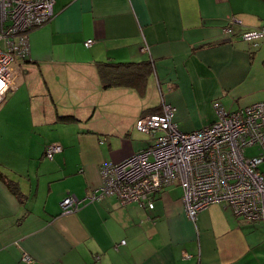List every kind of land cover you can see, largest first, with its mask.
<instances>
[{
  "label": "crops",
  "instance_id": "0c3cea01",
  "mask_svg": "<svg viewBox=\"0 0 264 264\" xmlns=\"http://www.w3.org/2000/svg\"><path fill=\"white\" fill-rule=\"evenodd\" d=\"M261 26L264 0H55L0 103V264H264V223L222 204L190 218L176 182L152 209L114 195L60 207L99 189L105 163L152 142L135 121L162 100L183 131L216 120L215 102L264 100V37H240ZM99 66L146 76L104 87ZM51 143L62 149L48 158Z\"/></svg>",
  "mask_w": 264,
  "mask_h": 264
},
{
  "label": "built area",
  "instance_id": "2783aa9c",
  "mask_svg": "<svg viewBox=\"0 0 264 264\" xmlns=\"http://www.w3.org/2000/svg\"><path fill=\"white\" fill-rule=\"evenodd\" d=\"M54 2L0 0V103L22 80L28 35L51 19ZM223 30L230 33L231 27ZM240 37L255 43L264 37V26L246 29ZM92 42L87 39L84 45ZM214 107L216 120L183 131L174 120L175 107L162 100L159 111L135 121L137 131L156 135L154 142L118 162L105 163L100 170L101 187L83 199L68 194L60 201L62 212L103 195H114L123 205L136 202L152 209L155 195L176 182L190 218L211 204H222L235 216L264 223V170L259 168L264 162V100L229 111L218 102ZM253 146L259 153L246 155L245 150ZM61 149L59 143H51L45 156L51 158ZM23 259L29 260L28 255Z\"/></svg>",
  "mask_w": 264,
  "mask_h": 264
},
{
  "label": "trees",
  "instance_id": "16d2710c",
  "mask_svg": "<svg viewBox=\"0 0 264 264\" xmlns=\"http://www.w3.org/2000/svg\"><path fill=\"white\" fill-rule=\"evenodd\" d=\"M130 63H109L110 67H115L116 71L121 67V66H128ZM100 67V73L103 79V86L104 87H109V86H116V85H138V80H142L145 78L146 74L145 72H139L133 74H126L123 72L118 71L116 75H110L107 76V73L109 70H102V66ZM127 75V77H125ZM72 116H63L62 118L64 119H71Z\"/></svg>",
  "mask_w": 264,
  "mask_h": 264
},
{
  "label": "rangeland",
  "instance_id": "374dc122",
  "mask_svg": "<svg viewBox=\"0 0 264 264\" xmlns=\"http://www.w3.org/2000/svg\"><path fill=\"white\" fill-rule=\"evenodd\" d=\"M155 139H156V135L152 136V142L151 143H153ZM258 153H259V150L257 149L256 146L249 147L245 150V154L248 156L257 155ZM259 168L261 170H264V162L259 165Z\"/></svg>",
  "mask_w": 264,
  "mask_h": 264
}]
</instances>
